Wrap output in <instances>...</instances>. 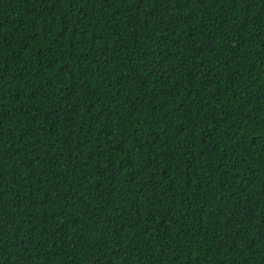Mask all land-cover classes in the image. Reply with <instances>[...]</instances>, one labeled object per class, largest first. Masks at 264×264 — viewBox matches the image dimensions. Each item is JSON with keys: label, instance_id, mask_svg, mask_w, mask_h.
<instances>
[{"label": "trees", "instance_id": "obj_1", "mask_svg": "<svg viewBox=\"0 0 264 264\" xmlns=\"http://www.w3.org/2000/svg\"><path fill=\"white\" fill-rule=\"evenodd\" d=\"M0 264H264V0H0Z\"/></svg>", "mask_w": 264, "mask_h": 264}]
</instances>
